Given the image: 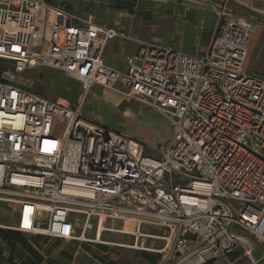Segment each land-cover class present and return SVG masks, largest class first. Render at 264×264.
<instances>
[{
  "label": "built area",
  "instance_id": "2783aa9c",
  "mask_svg": "<svg viewBox=\"0 0 264 264\" xmlns=\"http://www.w3.org/2000/svg\"><path fill=\"white\" fill-rule=\"evenodd\" d=\"M227 2L206 52L137 39L121 71L103 55L110 40L130 37L123 30L45 0H0V60L14 66H0V201L17 207L14 229L96 242L88 232L98 237L102 226L134 237L114 245L162 252L159 264L199 251L207 255L197 264H260L264 77L245 68L255 29ZM36 66L79 80L86 93L101 85L155 108L170 139L152 156L129 133L88 119L83 101L73 107L33 89L24 73ZM144 237L165 243L155 249Z\"/></svg>",
  "mask_w": 264,
  "mask_h": 264
},
{
  "label": "rangeland",
  "instance_id": "374dc122",
  "mask_svg": "<svg viewBox=\"0 0 264 264\" xmlns=\"http://www.w3.org/2000/svg\"><path fill=\"white\" fill-rule=\"evenodd\" d=\"M182 1L184 0L177 2L179 4ZM171 2L169 11L165 10L167 5L163 4L162 0H138L136 4L121 1L119 4H113L114 11H109L106 15L111 18L114 16L113 12H123L122 16L125 19H121L120 25H115L113 21L110 22L111 20H106L95 14L98 23L115 27L130 35L129 38L117 37L110 40L107 49H105L104 58L108 56L114 61L113 63L123 66L126 64V56L137 54L139 48L136 44L137 39L147 42L157 40L163 45L172 46L175 50L188 55L206 52L213 31L209 22L202 23L198 20L194 23H187L185 18L175 14L179 8L177 4L175 7H171ZM189 2L193 3V1ZM182 6L180 9L185 7V5ZM249 21L255 30L249 42L245 68L248 72L256 69L264 77V21L261 22L257 18H250ZM201 24L203 25L202 29H200ZM3 65L14 67L13 63L0 60V66ZM24 75L33 81V89H37L48 99L68 102L73 107L83 101L82 109L88 117L95 118L114 130L129 133L131 137L143 143L145 152L154 157L159 155L157 148L165 144L171 137L170 123L163 114L112 88L93 85L86 93L79 80L77 81L66 73L49 66L33 67ZM17 219L18 215L14 211V205L0 201V223L7 226ZM108 224L112 225L110 228L121 229L119 222L108 221ZM144 230L157 235H162L165 232L159 226H145ZM89 232H91L89 237L94 239V230ZM133 238L132 235H126L117 230L104 231L102 236L105 241H115L114 243L120 244H132L134 243ZM144 241L146 246H153L155 249L161 248L165 243L162 239L151 237H144ZM99 245H103L104 249L114 248L118 250V254L74 257L75 259L70 264H148L146 261L151 262L152 260L147 259L146 254H149L150 257H160L158 264L163 261L162 252L145 250L147 252L139 253L143 250L108 243H99ZM254 253L260 259V264H264V247L261 248L260 244L256 243ZM228 260L232 259L218 256L206 264H228ZM244 264H248V261L245 260Z\"/></svg>",
  "mask_w": 264,
  "mask_h": 264
},
{
  "label": "crops",
  "instance_id": "0c3cea01",
  "mask_svg": "<svg viewBox=\"0 0 264 264\" xmlns=\"http://www.w3.org/2000/svg\"><path fill=\"white\" fill-rule=\"evenodd\" d=\"M49 5L63 9L74 15L88 16L95 14L106 20H111L115 25L121 24L123 18V12H113L111 18L106 13L114 11L115 7L113 4H119L121 1H127L129 3H137L138 0H45ZM171 7L178 5L179 10H176L175 14L185 18L187 23H194L200 20L202 23L208 21L210 27H212V40L215 34L216 26L219 22L218 12L225 5L226 0H189L195 2L190 3L188 0H184L178 4V0H170ZM170 1L162 0L163 4H166L165 10H170ZM228 7H230L240 17L244 16L248 20L250 18H257L261 22L264 21V0H228ZM185 5L184 8L180 7ZM115 6V5H114ZM183 7V6H182ZM178 11V12H177ZM106 15V16H105ZM135 15V14H133ZM131 15V16H133ZM113 19V20H112ZM212 24V26H211ZM106 25V24H103ZM203 25H200L202 29ZM209 41V43H210ZM108 44V43H107ZM107 47V45H106ZM105 47V48H106ZM107 49V48H106ZM105 55V52H104ZM103 60L105 63L112 65L113 67L123 71L127 69V64L120 66L119 64L113 63L114 61L108 56ZM127 57V56H126ZM126 59V58H125ZM84 112V110H83ZM84 115L88 117L85 112ZM169 139V138H168ZM167 139V140H168ZM14 211L17 214V207L14 206ZM17 225V220L8 224L7 226L0 223V264H70L75 258L83 256H98V255H113L118 254V250L110 247L104 249L103 245H99L101 242L83 241L80 242L74 239L63 240L59 238H50L43 234H33L27 232H20L13 228ZM91 232H88V236ZM101 234V237L103 236ZM107 243L103 240V243ZM112 242V241H108ZM115 242V241H113ZM96 243V244H92ZM110 244V243H108ZM147 252L145 250L139 251V253ZM147 259L152 260L151 262L146 261L148 264H158L159 257H150L146 254Z\"/></svg>",
  "mask_w": 264,
  "mask_h": 264
},
{
  "label": "bare ground",
  "instance_id": "6f19581e",
  "mask_svg": "<svg viewBox=\"0 0 264 264\" xmlns=\"http://www.w3.org/2000/svg\"><path fill=\"white\" fill-rule=\"evenodd\" d=\"M100 231H99V234H98V237H96V240L97 241H103L102 237H101V234H102V226L100 227ZM107 243H110V244H113L114 242H108L106 241ZM122 245H127L128 244H125V243H121ZM139 246V244H138ZM205 255H207V252H197V253H194L190 258H188L187 260H184V261H181L177 264H197L198 262L202 261L203 258L205 257Z\"/></svg>",
  "mask_w": 264,
  "mask_h": 264
},
{
  "label": "trees",
  "instance_id": "16d2710c",
  "mask_svg": "<svg viewBox=\"0 0 264 264\" xmlns=\"http://www.w3.org/2000/svg\"><path fill=\"white\" fill-rule=\"evenodd\" d=\"M229 3V1L227 2V4ZM160 256V255H159ZM160 258V257H159Z\"/></svg>",
  "mask_w": 264,
  "mask_h": 264
}]
</instances>
